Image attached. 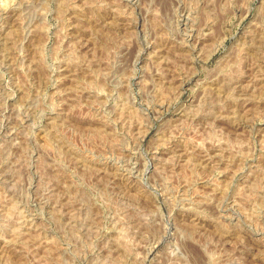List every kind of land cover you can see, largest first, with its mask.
<instances>
[{
	"label": "rangeland",
	"instance_id": "rangeland-1",
	"mask_svg": "<svg viewBox=\"0 0 264 264\" xmlns=\"http://www.w3.org/2000/svg\"><path fill=\"white\" fill-rule=\"evenodd\" d=\"M0 264H264V0H0Z\"/></svg>",
	"mask_w": 264,
	"mask_h": 264
}]
</instances>
